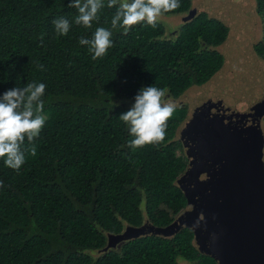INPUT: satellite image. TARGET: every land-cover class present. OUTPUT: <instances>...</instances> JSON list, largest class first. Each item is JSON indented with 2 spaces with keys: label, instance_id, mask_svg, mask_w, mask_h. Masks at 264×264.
<instances>
[{
  "label": "trees",
  "instance_id": "trees-1",
  "mask_svg": "<svg viewBox=\"0 0 264 264\" xmlns=\"http://www.w3.org/2000/svg\"><path fill=\"white\" fill-rule=\"evenodd\" d=\"M70 2L0 0V95L28 82L47 86L46 122L32 144L25 140L24 165L17 172L0 158V264H219L198 247L189 220L170 236L148 234L105 247L109 234L128 225L173 223L187 211L193 186L226 177L212 137L220 140L224 123L234 120L222 103L204 123L195 100L226 78L224 65L235 56L229 50L243 25L233 30L228 5L216 0H180L155 27L142 22L124 35L111 29L115 8L105 6L100 21L85 28L75 23L78 11ZM253 5L264 15V0ZM60 17L71 22L66 36L52 23ZM97 27L112 30L114 46L93 60L79 39H91ZM244 28L251 31L252 24ZM251 47L264 61V37ZM231 64L245 73L251 66ZM151 85L169 89L175 111L163 143L133 150L119 115ZM253 106L254 113L239 120H264V95ZM261 134L264 142V125Z\"/></svg>",
  "mask_w": 264,
  "mask_h": 264
},
{
  "label": "clouds",
  "instance_id": "clouds-1",
  "mask_svg": "<svg viewBox=\"0 0 264 264\" xmlns=\"http://www.w3.org/2000/svg\"><path fill=\"white\" fill-rule=\"evenodd\" d=\"M107 6L116 11L111 19V29H123L127 35L134 25L142 22L155 27L158 17L180 7V0H71L69 8H75L77 25L91 28L100 21L99 13ZM57 35L66 36L71 22L60 17L53 20ZM112 30L97 27L92 38L80 37L79 43L88 47L93 60L102 59L114 46ZM43 70V65L38 66ZM46 84L28 82L23 87H14L0 95V158L4 164L17 172L25 163L22 150L25 140L29 144L39 137L46 117L43 115ZM169 89L154 85L142 87L134 97V104L119 119L127 125L132 137L128 147L136 150L147 145L159 146L165 141L167 122L175 111V104L167 99ZM219 110V109H217ZM3 181H0V188Z\"/></svg>",
  "mask_w": 264,
  "mask_h": 264
},
{
  "label": "water",
  "instance_id": "water-1",
  "mask_svg": "<svg viewBox=\"0 0 264 264\" xmlns=\"http://www.w3.org/2000/svg\"><path fill=\"white\" fill-rule=\"evenodd\" d=\"M231 70L235 72L236 68ZM216 86L218 85L216 84ZM200 95L203 97L202 94ZM210 95H214V93L210 92ZM195 102L198 112L204 118V123L210 121L208 120L210 109L212 110V108L216 107L214 112H217V109H220L222 104L221 101L216 102L212 97L206 100L198 98ZM195 117H197L196 114ZM248 130L251 129L249 128ZM259 134L262 135L260 131L254 134L252 144H260L262 142L263 136L261 137ZM235 138L240 139L241 145L239 148L242 149L244 139L239 138V136ZM212 139L213 141H217L214 137ZM220 140H224V134L220 137ZM228 141L232 144L237 142L231 135ZM258 171L262 183L260 180L257 183L256 196L250 194L245 189V177L238 180L233 186H224L220 190V194L225 201L220 203L223 210L222 214L217 215L219 222L211 224L207 232L199 230L201 237L213 240V242H210L212 247L206 248L204 251L216 257L218 260L215 259L219 261V264H264V164L262 167L260 166ZM249 182L254 186V179H249ZM260 188H262V192ZM238 201H241V206L236 203ZM180 228L181 225L177 220L164 227L156 226L150 222L143 223L139 226L128 225L120 233L109 234V240L105 250L116 247L125 240L143 235L156 234L170 236L177 233ZM197 235L199 234L197 233Z\"/></svg>",
  "mask_w": 264,
  "mask_h": 264
},
{
  "label": "rangeland",
  "instance_id": "rangeland-1",
  "mask_svg": "<svg viewBox=\"0 0 264 264\" xmlns=\"http://www.w3.org/2000/svg\"><path fill=\"white\" fill-rule=\"evenodd\" d=\"M217 2L214 3H221L223 5H232L231 9L228 12L227 18L228 22L233 25L232 29L234 30V26H242L243 34L241 36H236L240 38H249V34L254 35L253 41L251 45L245 50V54L247 56L239 57L233 56L232 59L238 64L243 65V63H251V66L248 70V73L244 71L238 72L235 71L233 73V79L230 80L229 83L223 82L222 84H217L218 86H214V88L210 91L214 93V95H210L207 97H212L213 99H222L226 105L222 106V111H224L227 117H233L234 115L241 112L240 107L231 104H238L239 102H244L245 105L254 104L264 95V61L260 58H257L254 54L252 49V45L257 43L264 37V15L258 14L256 7L253 5L255 0H216ZM206 5L211 4L209 1L205 2ZM253 6L255 8H253ZM248 14V16H247ZM163 15V14H162ZM165 16V15H164ZM246 20H242L246 18ZM226 18V19H227ZM242 24V25H241ZM252 24L251 31L245 30V26ZM247 31V35H246ZM247 39H244V41ZM245 43L238 39V45L230 50H233L234 53L241 50ZM226 62V64L232 63V59ZM243 70V69H242ZM219 96L217 98L216 96ZM212 114V112H210ZM217 156L215 155V158ZM222 158L219 160L224 161L223 154L221 155ZM220 187L215 184L214 181L205 182L202 185V193L203 199L208 200L209 206L207 208L202 209L203 212L200 216L195 217V222L198 225L199 230H203L201 228V224L204 222L210 223V217H213L215 214L211 207H213L214 200L220 194ZM192 208L191 199L189 200V206L187 211L183 212L181 219H177V222L181 225V228L184 226L183 223L188 221L189 218L194 216V212L190 211ZM188 215V216H185ZM175 222V221H174ZM210 223V227H211ZM186 225L187 222H186ZM191 227V226H190ZM181 228L179 230H181ZM197 235V244L201 247H204L205 237H201L200 233ZM210 254V253H209ZM211 255V254H210ZM212 256V255H211ZM216 260V259H215ZM182 264H193L191 262L184 261Z\"/></svg>",
  "mask_w": 264,
  "mask_h": 264
},
{
  "label": "flooded vegetation",
  "instance_id": "flooded-vegetation-1",
  "mask_svg": "<svg viewBox=\"0 0 264 264\" xmlns=\"http://www.w3.org/2000/svg\"><path fill=\"white\" fill-rule=\"evenodd\" d=\"M211 4L205 5V9L209 10L211 8ZM223 6H226V5H223V4L219 5V7H223ZM225 8H227L229 11L231 9V6L228 5V7L226 6ZM202 96H203L202 99L206 100L207 93L203 92ZM216 97L219 98L218 95ZM215 101L216 102L221 101V103H224L222 99H215ZM231 105H236L240 107L241 112L231 117V119L234 120L232 124L228 125V121L224 123L223 132L221 133L222 135L224 134V140L223 141L218 140L217 142L214 141V148L216 152H218L219 154L221 153L223 154V159L228 169V171L226 172V177L222 176V178H220L216 184L222 190L224 186H227V185L233 186L234 184L238 182V180L245 177V180H244L245 189L250 194L256 196L257 193L255 192L257 191V183L259 182V180L262 183L258 170L260 166L262 167L263 165L262 161L264 157V142L262 141L260 142V144H252V142H253L254 134L258 133L259 131L262 132L264 120L258 117L253 118V119L248 118L250 115L254 113L253 105H255V103L251 105H245L244 102L241 101L238 104H231ZM215 109L216 107L212 108L211 111L214 112ZM218 111L219 110H217V112ZM248 114L249 116L246 119H244L243 121L239 120L238 117H242ZM239 125H241L243 128H246V129L250 128L251 130H248L246 135H242L240 130H236V127ZM230 135L233 136V139L237 141L238 143L236 142L232 144L230 141H228V138ZM236 136H239V138L244 139L242 149L239 148V146L241 145L240 139H236L235 138ZM249 179H254V186L250 184ZM260 191L262 192V188H260ZM188 198L191 199V204H192V208L190 211L194 212V216H192L188 220L190 221V224L192 225V227L195 229L196 233H198L199 228L195 222V217L200 216L203 212L202 209L207 208L209 206L208 200L203 199L204 197L202 193V185L193 186L191 188V191L188 192ZM245 200L248 201L247 198H245ZM224 201L225 199L222 197V195L218 194V196L214 200V204H211L213 205V207L211 208L215 215L213 217H210L209 219L210 223L215 224L219 222V217L217 215L222 214L223 208L221 207L220 203ZM246 201H243V202H246ZM236 203L240 204V206L242 205L241 201H238ZM247 203L251 204L249 202ZM188 206H189V201H188ZM240 206H237V207H240ZM184 211L185 210H183V212ZM182 214L183 213L179 214L176 220L178 218L181 219V216H184ZM185 216H188V215H185ZM146 222H149V221L146 220L144 223ZM210 223L204 222L201 224V228L203 229L204 232H207L209 230ZM183 225H184L183 227L187 226L185 222L183 223ZM205 239L206 241L204 243V247H201L200 245L197 244L198 247H200L202 250L212 247L210 242H213V240L207 239L206 237ZM217 260L216 262L219 263V261Z\"/></svg>",
  "mask_w": 264,
  "mask_h": 264
},
{
  "label": "crops",
  "instance_id": "crops-1",
  "mask_svg": "<svg viewBox=\"0 0 264 264\" xmlns=\"http://www.w3.org/2000/svg\"><path fill=\"white\" fill-rule=\"evenodd\" d=\"M231 7H232V5H231ZM247 16H248V14H247ZM247 19V17L246 18H244V19H242V20H246ZM235 35V37L236 36H241V34L240 33H236V34H234ZM247 35V34H246ZM241 41H243L244 43H245V45H244V47H248V45H251V43L252 42H250V41H248L249 39H250V37L249 38H239ZM244 39H247V40H245L244 41ZM255 44V43H254ZM253 44V45H254ZM246 50V49H245ZM245 50H239V51H237V52H235L234 53V51L233 50H229V51H232L233 53H234V55L235 56H239L240 58L241 57H244V56H247V54H245ZM254 54H256V53H254ZM255 56H257V55H255ZM257 58H259L258 56H257ZM261 60V59H260ZM228 61V60H227ZM226 61V62H227ZM226 62H225V65H224V67L225 68H228V73L225 75L226 76V78H222V83L223 82H227V83H229L230 82V80H232L233 79V70H231V69H233V68H235L231 63L230 64H226ZM236 71H238V72H240L237 68H236ZM221 82V81H220Z\"/></svg>",
  "mask_w": 264,
  "mask_h": 264
}]
</instances>
